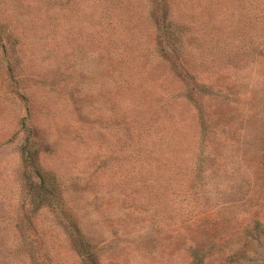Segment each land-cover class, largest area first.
<instances>
[{"label":"rangeland","instance_id":"obj_1","mask_svg":"<svg viewBox=\"0 0 264 264\" xmlns=\"http://www.w3.org/2000/svg\"><path fill=\"white\" fill-rule=\"evenodd\" d=\"M0 264H264V0H0Z\"/></svg>","mask_w":264,"mask_h":264},{"label":"trees","instance_id":"obj_2","mask_svg":"<svg viewBox=\"0 0 264 264\" xmlns=\"http://www.w3.org/2000/svg\"><path fill=\"white\" fill-rule=\"evenodd\" d=\"M38 177H39V180H40L39 189L40 190H42V189L45 190V188H43V183L45 182L44 176L38 173ZM257 224H258V222H257ZM233 261H234V263H236V260H233Z\"/></svg>","mask_w":264,"mask_h":264}]
</instances>
